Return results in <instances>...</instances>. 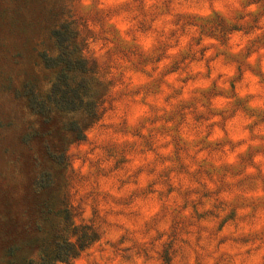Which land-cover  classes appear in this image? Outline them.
Segmentation results:
<instances>
[{
	"label": "clouds",
	"instance_id": "clouds-1",
	"mask_svg": "<svg viewBox=\"0 0 264 264\" xmlns=\"http://www.w3.org/2000/svg\"><path fill=\"white\" fill-rule=\"evenodd\" d=\"M57 7L102 102L64 152L59 195L83 231L57 218L77 254L54 264H264V0Z\"/></svg>",
	"mask_w": 264,
	"mask_h": 264
},
{
	"label": "rangeland",
	"instance_id": "rangeland-1",
	"mask_svg": "<svg viewBox=\"0 0 264 264\" xmlns=\"http://www.w3.org/2000/svg\"><path fill=\"white\" fill-rule=\"evenodd\" d=\"M59 2L0 0V264H32L29 256L37 249L46 257L44 264H54L70 248L76 255L57 230L58 217L72 235L83 231L72 228L67 195L61 199L59 193L64 152L69 143L84 139L76 135V124L85 129L95 119L83 110H65L61 101L47 99L50 89L43 91L60 71L48 65L47 55L57 48L53 33L65 14ZM72 44L75 56L76 45H82L76 32ZM66 75L74 84L82 74L68 70ZM94 91L102 102V93ZM82 236L81 249L88 240Z\"/></svg>",
	"mask_w": 264,
	"mask_h": 264
},
{
	"label": "trees",
	"instance_id": "trees-1",
	"mask_svg": "<svg viewBox=\"0 0 264 264\" xmlns=\"http://www.w3.org/2000/svg\"><path fill=\"white\" fill-rule=\"evenodd\" d=\"M53 34L57 43V48L60 50V55L55 59L48 58V65H51L52 67L60 66V71L51 85L47 99L52 101H61L65 110H83L91 120H94L97 118L94 108L96 103L100 100L99 96L94 97L96 94L90 84L92 81L91 73L95 69V61L92 62V68L86 67L88 61L79 58L78 54L80 52V48H78L77 45L76 55H73L74 48L72 42H75V32L69 27L68 23L61 24L59 30L56 28ZM68 70H76V72H80L82 74L76 79L74 84H70L67 81L66 71ZM89 95L93 98L89 99L88 102L85 103L83 97H88ZM82 132L83 128L79 126V124H76V135L78 137H82ZM82 237V241H84L85 235ZM82 246L84 245H81V247ZM73 251L74 250L70 248L62 255L58 256L55 260H66L69 255H74L75 252Z\"/></svg>",
	"mask_w": 264,
	"mask_h": 264
}]
</instances>
